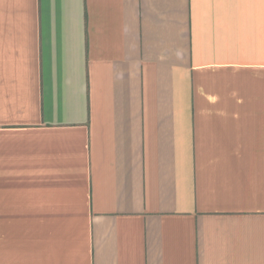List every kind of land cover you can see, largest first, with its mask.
<instances>
[{"label":"crops","instance_id":"crops-1","mask_svg":"<svg viewBox=\"0 0 264 264\" xmlns=\"http://www.w3.org/2000/svg\"><path fill=\"white\" fill-rule=\"evenodd\" d=\"M0 264H264V0H0Z\"/></svg>","mask_w":264,"mask_h":264}]
</instances>
